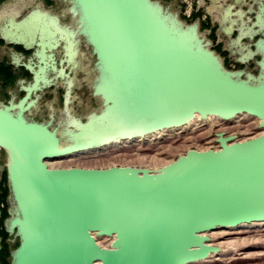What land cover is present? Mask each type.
Here are the masks:
<instances>
[{"label": "water", "instance_id": "obj_1", "mask_svg": "<svg viewBox=\"0 0 264 264\" xmlns=\"http://www.w3.org/2000/svg\"><path fill=\"white\" fill-rule=\"evenodd\" d=\"M68 1L74 21L63 24L57 15L68 37L57 32L53 46L40 27L19 30L20 41L0 32L7 45L33 50L28 61L12 56L14 66L32 74L22 86L25 95L0 103V149L8 154L13 202L5 227L19 238L10 264H190L220 250L208 232L264 221V132L240 141L221 132L218 149H189L156 170L47 163L181 126L196 114L230 119L249 113L264 127V2L248 21L243 9L234 16L238 21H218L229 23L227 33H238L233 43L246 51H239L238 62L260 56L254 74L226 68L199 22L186 23L158 0ZM31 12L15 19L22 23ZM244 39L252 42L244 45ZM81 41L95 57L101 109L85 118L71 114L68 94L66 121L30 119L41 92L66 75L55 50L64 43L72 62ZM94 233L114 239L103 246Z\"/></svg>", "mask_w": 264, "mask_h": 264}, {"label": "rangeland", "instance_id": "obj_2", "mask_svg": "<svg viewBox=\"0 0 264 264\" xmlns=\"http://www.w3.org/2000/svg\"><path fill=\"white\" fill-rule=\"evenodd\" d=\"M7 1L10 0H0V8L2 4ZM47 1L48 2H46V0H37V2L41 3L43 7L49 9L52 13L58 15L63 24L72 25L74 18L68 10L70 6V2L68 0H52L51 2L50 0ZM158 1H160L165 8H168L173 13L175 12L176 14H178L180 19H182L188 24L198 21L202 36H204L206 40L208 39L207 41L211 42L212 49H214L222 57L226 68L230 70H238L244 68L247 71H251L254 74H258L259 68L256 64V61L260 59V56H256L254 59L250 60L245 64H242L237 61V58L240 57L239 51H246L239 44L235 45L233 43V41L237 37V31H235L233 34H229L224 29L226 26H228V22H222L223 25H220L218 23L220 19L218 15L222 16L224 8L220 9V12L211 11L209 9L210 7L207 1V4L200 9L198 14H196L193 18H187L183 13L184 8L180 1ZM259 1L260 0H222V3L225 7H228L229 4H234L235 7L233 12L238 11V9H243L245 14L242 15V19L248 21V17L254 18L256 11L258 10ZM262 1L264 2V0ZM202 4L203 3H201V5ZM31 9V7H25L24 9H22L19 18L26 15ZM209 12L213 23L218 24L216 34L219 38V42H221L219 44L214 43V36L211 35V26L209 24L210 18L208 17V19L206 20L208 23L200 21L199 19L203 14H208ZM234 16L232 18H235L238 21V16ZM216 21L217 23H215ZM241 22L242 21H240V23ZM259 36L260 35L256 36L253 41H255ZM244 42V45H247L252 41L249 39H244ZM53 44L54 43H52L51 46H53ZM6 46L7 45H5L4 47L0 46L1 59L2 54L4 52H7L6 50H9L6 49ZM79 48V53L75 56L74 61L72 62L67 61L68 57L66 55L64 43H62L55 50L58 65L59 67L64 66L66 68V75L58 77L56 79L55 86L48 87L46 88V91L41 92L42 94L38 103L27 113L30 119L46 122L49 121L53 116V125H56L59 122L66 121L68 119V113L66 112L65 100L67 99L68 94L70 97L69 109L71 114L85 118L92 111H98L101 109L102 99L94 94V89L97 81V71L94 66L95 57L92 54L91 47L86 45L85 42L81 41ZM7 57L9 59L11 58L10 53L7 54ZM30 57H32V53L24 57L23 60L28 61ZM25 80L26 83H28L32 81V78H26ZM17 87L18 85L14 87L13 91H15ZM10 88H12V86H9L8 89ZM3 92L4 89L0 84V103H6ZM237 121H246V123L250 122L248 124L252 126L254 125V122L250 119L228 120V124H225L226 130L236 131V129H239V126H237ZM220 128L221 126H217L215 129L203 127L201 128V130H186L182 134L169 136L167 139L158 141L156 143H134L127 147L117 148L105 153L104 155L97 156L98 158H86L84 156H81L80 159L75 160L74 163L68 167L90 166L96 168H105L107 165L110 164L109 166H138L146 167L152 170L160 169L161 167H163L162 165L170 163L171 161L175 160L179 155L184 154L189 149L201 148L202 150L206 149L202 147H210L209 145H211L212 142L210 141L209 137L214 133H219ZM223 131L226 132L225 129ZM7 160L8 154L3 149H0V209L7 208L8 212V209L12 207L13 202L10 197L9 183L7 180ZM59 165L56 164L55 167H67L64 166L65 164L62 163H60ZM9 216L10 215L8 213L6 218H8ZM6 218L2 223V227H0V235L6 238L5 246L7 248V251L4 256L6 257V260L10 262L11 251H13L19 245V238L15 235V233H8L7 235L5 227ZM217 236L218 235L216 234L215 237ZM237 237L238 236H233V239L231 238V243L233 242L234 246L232 245L233 243H226L228 246L225 244L229 252L231 251L230 254L227 256L228 260L226 259L223 261L216 262L201 261L193 264H264V228L262 227V229L260 228L253 232L243 234V239H238ZM229 244L231 245L229 246Z\"/></svg>", "mask_w": 264, "mask_h": 264}, {"label": "bare ground", "instance_id": "obj_3", "mask_svg": "<svg viewBox=\"0 0 264 264\" xmlns=\"http://www.w3.org/2000/svg\"><path fill=\"white\" fill-rule=\"evenodd\" d=\"M217 5L218 4L214 5V7ZM25 7H31L32 12L27 17L26 21H23L22 23L17 22V19H15V17L17 15H19L20 12L22 11V9H24ZM220 7H222V5ZM234 7H235L234 4H229L228 7L224 8L222 16L218 15V17L222 20L223 18L227 19L230 16L233 17L234 15L238 14V11H237V13L233 12ZM209 9L211 11H213L212 7ZM239 12H242V11H239ZM36 27H40V28H43L44 30H46L45 34H46V36H48V38L50 40V42H49L50 44L55 43V39L53 36L56 35L57 32H60V34L63 37L68 34L65 27L61 26L59 24V22L57 21V15L50 12L49 9L42 7V4L37 2V0H10V1L4 2L2 4V6L0 8V32L2 33V35L5 38H7L8 40L20 41V40H22L23 34L19 30H22V31H23V29L35 30ZM67 37H68V35H67ZM71 45H72V43L70 41V46ZM13 54H15V53H13ZM234 119L235 120L250 119L251 121L254 122V125L253 126L251 125L253 128H255L254 134H252L249 137H244V138H242V140L260 135L262 132H264V127L259 126L260 119L257 116L249 114V113H240V114H237L236 116H234L230 119H224V118H222L218 115H215V114L214 115H208L207 117H202L200 114H196L193 119H191L188 123L183 124L181 126H173V127L160 129L158 131H154V132L146 134L144 136H137V137H133V138L116 140V141H113V142L105 144V145H101V146H98L95 148H91L90 150L86 149V150L78 151L75 153H71L69 155L48 159L47 163L50 167H55L56 164L59 165L60 163L65 164L64 166L68 167V166H71V164H73L75 160L80 159L81 156H84L86 158L87 157H91V158L95 157L96 158L97 156L104 155L105 153L110 152L111 150H114L117 148H122V147H127L131 144H134V143H151V142L156 143L158 141L167 139L169 136L182 134L186 130H189V131L195 130V129L201 130V128H203V127L215 129L217 126H221V128L219 129L221 132H224L223 130L225 129V131L228 133L227 134L226 132H224L226 135H235L237 131L242 130V129H240V126H239V129H236V131H232V130L228 131V130H226V127H225V124H228V120H234ZM220 131H219V133H221ZM62 133L69 136L70 130L64 129V130H62ZM219 133H214L213 135H211L209 137L212 144H215V147L220 146V144L217 140ZM213 136H216V137H213ZM202 148H206V149L208 148L209 149V147H202ZM206 149H202V150H206ZM199 150H201V148ZM109 165H107V166H109ZM162 166H164V165H162ZM159 167H161V166H159ZM153 170H156V169H153ZM262 227L264 228V221H254V222H249V223H242V224H239L238 226H235V227H218L217 229L208 232L207 235L210 236V238H211L210 243L213 245L219 246L220 250L216 253H211L207 258L197 260V261L192 262L190 264L201 262V261L202 262H211V261L216 262V261H223L226 259L228 260L227 256L230 254L231 251L229 252V250L226 248L228 246L226 243H231L233 236H238L237 237L238 239H243V237H242L243 234L253 232V231L260 229V228L262 229ZM94 234L97 238V241L103 246L104 245L110 246L113 239H114V236H101V235H97L96 233H94ZM216 234L218 235L217 237H215ZM225 244L227 246H225ZM231 244H229V246ZM232 245L234 246V243Z\"/></svg>", "mask_w": 264, "mask_h": 264}, {"label": "flooded vegetation", "instance_id": "obj_4", "mask_svg": "<svg viewBox=\"0 0 264 264\" xmlns=\"http://www.w3.org/2000/svg\"><path fill=\"white\" fill-rule=\"evenodd\" d=\"M198 1V0H197ZM203 4L201 5V8L204 7V5L207 4V1L209 3V7L213 8V11H219L220 9L225 8V6H223L222 0H202ZM47 2V0H46ZM222 3V4H221ZM218 4L217 6L214 7V5ZM222 5V7H220ZM208 17L210 18L209 24L211 26V35L214 36V43L215 44H219L221 42H219V38L217 37L216 34V29L218 24H214L209 13H208ZM217 23V22H215ZM5 45H7L5 43V41L2 39V43H0V46L4 47ZM6 50L7 52H5L6 54H2V57L6 56L7 54L10 53L11 58L10 60L12 61V56H17V57H22L24 59V57L30 55L33 51L32 50H26L22 45H7L6 46ZM15 53V54H13ZM9 62L7 61H3L2 60V78H8L6 79L5 83L3 84V89H4V98L6 100V103H8L11 99H15V101H18L21 97H23L25 95V91L22 89L23 85H26L28 83H26V78H32V74L24 67V66H19V68L15 71L11 70L12 67L8 66ZM16 85H18V87L16 88L15 91L14 87H16ZM9 86H12V88L8 89Z\"/></svg>", "mask_w": 264, "mask_h": 264}, {"label": "built area", "instance_id": "obj_5", "mask_svg": "<svg viewBox=\"0 0 264 264\" xmlns=\"http://www.w3.org/2000/svg\"><path fill=\"white\" fill-rule=\"evenodd\" d=\"M183 5L184 11L183 13L187 18H193L196 14L199 13L201 9V4L199 3V0H178ZM200 21H204L208 23L206 20L208 19V14H203L200 18ZM237 121V126H240V131H237L235 136L236 140H242L244 137H249L252 134H254L255 128H253L250 124V122L246 123V121ZM260 126V125H259ZM251 138V137H250ZM217 142V141H216ZM218 143V142H217ZM219 145V144H218ZM209 148L218 149L219 147H215V144L209 145Z\"/></svg>", "mask_w": 264, "mask_h": 264}, {"label": "trees", "instance_id": "obj_6", "mask_svg": "<svg viewBox=\"0 0 264 264\" xmlns=\"http://www.w3.org/2000/svg\"><path fill=\"white\" fill-rule=\"evenodd\" d=\"M52 0H50V2H51ZM0 43H2V39L0 38ZM0 199H1V197H0ZM1 204V203H0ZM2 210V217H1V219H0V227H2V223H3V221H4V219L7 217V215H8V212H7V208H3V209H1ZM7 235H8V232H7ZM3 238V240H2V244H3V248H2V250L0 251V260H1V263L2 264H10V262L9 261H7L6 260V257L4 256V254L6 253V251H7V248H6V246H5V242H6V238H4V237H2Z\"/></svg>", "mask_w": 264, "mask_h": 264}, {"label": "crops", "instance_id": "obj_7", "mask_svg": "<svg viewBox=\"0 0 264 264\" xmlns=\"http://www.w3.org/2000/svg\"><path fill=\"white\" fill-rule=\"evenodd\" d=\"M4 54H6V53L4 52ZM2 60L9 62L8 66L12 67L11 70H13V71H15V70H17L19 68L18 66H14L12 64V61L8 57L4 56V57H2V59L0 58V84H1V86H3V84L6 81V79H8V78H2ZM44 91H46V89Z\"/></svg>", "mask_w": 264, "mask_h": 264}]
</instances>
